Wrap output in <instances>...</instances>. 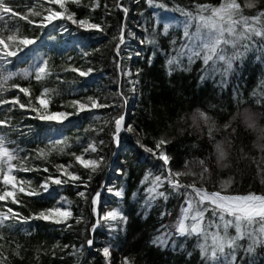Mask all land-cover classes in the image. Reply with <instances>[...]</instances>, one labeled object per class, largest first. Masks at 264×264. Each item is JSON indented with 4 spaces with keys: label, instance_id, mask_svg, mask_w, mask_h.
<instances>
[{
    "label": "trees",
    "instance_id": "16d2710c",
    "mask_svg": "<svg viewBox=\"0 0 264 264\" xmlns=\"http://www.w3.org/2000/svg\"><path fill=\"white\" fill-rule=\"evenodd\" d=\"M83 2L85 6L80 7L70 4V10L78 18L90 15L103 32L81 29L70 21L39 26L42 17L31 16L29 9L42 12L38 6L48 7L45 0H11L14 10L28 14L32 24L18 16L0 21V34L36 41L26 48L19 46L23 51L8 58L10 63L0 61L3 76L16 73L3 85L5 91L0 92V98L12 100L18 96L26 105L24 109L18 104L0 105V120L7 121V125H0V131L15 142L10 147L18 145L24 150L20 152L21 160L13 163L38 169L14 174L18 179L30 180L31 187L40 192L33 197L19 194L23 206H7L31 216L65 201L72 212L66 224L32 219L4 229L5 236L21 246L17 256L13 254L15 243H5L6 264H107L101 250L109 245L122 260L130 258L133 264H204L195 237L173 235L165 245L153 243L158 236L175 231L184 198L172 193L167 200L159 198L145 207L147 196L142 181L149 173L163 169L162 162L141 145L154 147L159 139H165L170 167L173 172L183 173L179 177L182 183H195L226 195H264V53L250 50L224 77L219 73L205 76L202 60L189 65L186 56L181 58V67L170 69L167 61L178 55L184 42L185 18L180 9L190 8L193 3L218 6L222 0H153L152 5L148 0H99L101 6L95 11L88 6L91 0ZM161 2L167 8H160ZM238 2L248 16L264 10V0H253L256 6L252 8L244 7L249 0ZM118 3L128 12L118 10ZM166 25L170 27L165 35ZM190 30L195 31V25ZM153 39L155 43L150 42ZM43 61L48 62L50 75L37 81L34 69ZM73 67L91 72L81 77L70 70ZM138 69L139 82L134 90L132 82L137 79ZM129 71L133 75H128ZM15 85L29 87L30 96L19 92ZM44 89L49 90L45 96L50 100L49 111L71 113L67 120L58 123L33 118L37 114L31 109L38 106L35 98ZM89 96L115 107L77 113L71 102H86ZM198 111L210 120L194 123L193 116ZM245 113L251 116L252 126L244 119ZM120 114L125 115L134 131L121 132L117 145L113 140L114 118ZM53 131L61 137L53 138ZM57 140L62 143L48 151ZM101 140L104 144L99 146L100 151L84 152L90 143ZM217 143L224 146L225 159L218 158ZM39 149H45V154L37 158ZM73 153L90 159L103 156L104 161L96 173H91L75 161ZM57 165H72L67 170L82 179L52 183L48 177L69 179L57 171ZM45 167L48 172L43 171ZM46 179L49 188L44 190L40 184ZM110 184L116 191L123 188L124 196L110 193ZM81 191L85 197L78 195ZM96 193L100 195L94 206ZM5 203L0 201V205ZM96 209L100 215L120 210L127 218L126 224L119 225L116 231H110L104 222L97 225ZM89 239L93 240L91 246ZM239 257H243L242 264H264V247H257L252 254L240 252Z\"/></svg>",
    "mask_w": 264,
    "mask_h": 264
},
{
    "label": "snow or ice",
    "instance_id": "6c2138e0",
    "mask_svg": "<svg viewBox=\"0 0 264 264\" xmlns=\"http://www.w3.org/2000/svg\"><path fill=\"white\" fill-rule=\"evenodd\" d=\"M45 3L49 6L44 7L43 4L38 6L43 10L42 12L29 9L31 16L42 17L39 26L47 27L55 21H70L81 29L103 32V27L99 23L92 22L90 15L78 18L77 13L70 10V4L78 7L85 6L83 0H45ZM148 3L152 5L153 0H148ZM52 5L58 6V8L51 7ZM88 6L90 11H95L101 5L99 0H91V4ZM255 6L253 0H249L244 5V7L248 8ZM159 7L167 8V5L161 2ZM117 9H122L124 13L128 12V9L123 7L122 3L117 4ZM180 12L185 18L183 22L184 42L180 45L178 55L167 61L170 69H172V66L181 67V58L186 56L189 65L197 59L202 60L205 76H214L219 73L224 77L233 71L234 63L241 60L250 50L264 53V10L259 11L254 16H248L244 14L238 0H222L218 6L193 3L190 8H181ZM17 16L21 20H26L29 24L34 23L32 19H29L28 14L21 15L14 10L11 0H0V21H5V17L11 19ZM193 25H195V31L190 30ZM168 27L170 26L166 25L164 28L165 35ZM257 38H259V43ZM143 42L141 41V43ZM150 42L155 43V40L153 39ZM35 43L34 39L28 37L20 38L18 35L10 34L4 36L0 34V61L10 63L11 61L8 58L16 57L18 51H23V48L19 46L26 48ZM120 43H124L123 32L121 33ZM10 44L16 45V50H12ZM173 44H175V41ZM47 65L48 62L43 61L42 66H35L34 73L37 81L50 75ZM70 70L78 72L81 77H86L91 72V69L83 71L75 67ZM140 71L139 69L137 70L135 73L137 79L132 82L134 90L139 82ZM169 74L171 75V71ZM13 75H16V73H9L7 76H3L0 73V92L5 91L3 85ZM24 75H28L27 71H25ZM128 75L133 74L129 71ZM203 78L201 77V79ZM221 82L224 83L225 81L222 80ZM13 87L18 88L19 92L25 96H30L29 87H20L19 85ZM48 92V89H44V92L35 98L38 106H34L31 109L37 114L33 118L62 123L69 118L71 113L49 111L50 100L45 98ZM3 104H18L21 109L26 107L24 103L20 102L18 96L12 100L0 98V105ZM71 105L77 110V113L86 110L90 111L91 109L115 107V105L101 104L97 102L96 98L91 96L87 97L86 102L73 100ZM200 119L207 123L210 117L204 112L198 111L193 116V122L196 123ZM244 119L252 126V118L248 113L244 114ZM0 125H7V121L0 120ZM133 131V126L126 123L124 114L114 118L113 140L117 145L120 143L121 132L131 133ZM209 134H211V130ZM14 143V141L8 139L6 133L0 131V184L4 185V188L0 189V201L6 202L4 205H0V264H6L7 260L4 256L5 243L10 245L15 243L13 254L17 256H19L21 248L17 242L11 241L9 237L5 236L4 229H12L16 224L20 223H29L32 219L49 221L55 224H66L72 218L71 211L59 206L41 210L31 216H24L20 211H14L12 207L7 206L8 203L23 206V200L19 194H24L28 197L40 195L39 191L31 187L32 182L30 180H18L17 175L14 174V172L38 170L27 167L24 163H13L21 160L20 152L24 151L18 145L10 147ZM61 143L62 141L60 140L53 141L48 151L56 150V146ZM103 144L104 141L102 140L98 143L92 142L84 149V152L97 153L101 150L99 146ZM166 144L167 141L161 138L155 143L154 147L141 145L145 152L152 154L154 158L162 162L161 167L163 169L160 173H149L142 181L147 196L145 207L153 205L159 198L167 200L172 193L183 196L184 205L181 207L180 214L174 223L175 231L168 232L164 236H158L153 243L159 242L165 245L173 235L186 238L195 237L197 241L196 247L200 250L204 264H238V259L240 264H242L243 257H239L240 252L252 254L255 253L257 247H264V195H256L254 193L223 195L220 191H207L202 186L197 187L195 183H182L179 177L183 173L173 172L170 167L171 157L166 154ZM59 150L63 151L62 148ZM216 152L219 159L226 158L227 153L221 143H217ZM44 154L45 149H39L37 158ZM73 155L75 161L83 168L90 170L91 173H96L104 161L103 156L85 159L83 155H75L74 153ZM23 159L27 160L28 157L26 156ZM201 163L203 164V161ZM70 167L72 165L67 167L65 165L56 166L57 171L62 176L66 175L69 178L68 180H61L59 177L55 179L48 177V179H51V182L57 185L68 183L69 180L73 182L80 181L82 179L80 175L67 170ZM43 171L48 172V168L45 167ZM204 171L207 172L208 169L205 167ZM90 180L91 176H89ZM165 185H167L166 188ZM40 188L45 190L48 188L47 179L40 185ZM109 191L112 190L109 189ZM138 194V192L134 193L133 196L135 197ZM78 195L85 197V192L81 191ZM99 195V193L95 194V198L92 200L93 205L97 203ZM115 195L123 197V188L115 191ZM126 221L127 218L122 214V211L110 210L103 214L102 221L98 220L97 224L99 225L101 222L107 223L110 231H116L117 222L126 224ZM242 241H246V244L242 243ZM87 243L91 246L93 240L89 239ZM101 251L107 264H133L130 258L115 260L111 245L104 246Z\"/></svg>",
    "mask_w": 264,
    "mask_h": 264
},
{
    "label": "rangeland",
    "instance_id": "374dc122",
    "mask_svg": "<svg viewBox=\"0 0 264 264\" xmlns=\"http://www.w3.org/2000/svg\"><path fill=\"white\" fill-rule=\"evenodd\" d=\"M52 136H53V138L58 139V138L61 137V134H60V133H57L56 131H53ZM83 156H84L85 159H90V158H88L87 156H85L84 154H83ZM18 180H19V179H18ZM43 183H44V182H42L41 184H43ZM41 184H40V185H41ZM111 185H112V184L108 185L107 190L109 191V189H111L112 191H109V192L115 194V191H116V190H114L113 186H111ZM105 186L107 187L106 184H105ZM48 188H49V185H48ZM48 188H47V189H48ZM47 189H46V190H47ZM44 190H45V189H44ZM223 195H226V194H223ZM97 201H98V200H97ZM57 206L62 207V208H64L65 210H68V209H67V202H65V201L59 202V203L56 205V207H57ZM94 206H96V204H95ZM102 216H103V215H100L99 211L96 209V219H97V221H98V220H102ZM117 223H118V226L123 224L122 222H117ZM97 225H98V224H97ZM112 249H113V248H112ZM112 251H114V252H115V253H114L115 256H117L116 260H122V259H121V256H120V253H119L117 250L113 249ZM106 263H107V262H106Z\"/></svg>",
    "mask_w": 264,
    "mask_h": 264
},
{
    "label": "bare ground",
    "instance_id": "6f19581e",
    "mask_svg": "<svg viewBox=\"0 0 264 264\" xmlns=\"http://www.w3.org/2000/svg\"><path fill=\"white\" fill-rule=\"evenodd\" d=\"M112 253H113V257H114V259L116 260L117 256H115V254H114L115 252H112Z\"/></svg>",
    "mask_w": 264,
    "mask_h": 264
},
{
    "label": "built area",
    "instance_id": "2783aa9c",
    "mask_svg": "<svg viewBox=\"0 0 264 264\" xmlns=\"http://www.w3.org/2000/svg\"><path fill=\"white\" fill-rule=\"evenodd\" d=\"M113 250V249H112ZM112 252H114V251H112Z\"/></svg>",
    "mask_w": 264,
    "mask_h": 264
}]
</instances>
